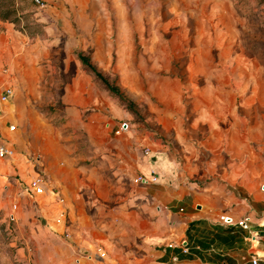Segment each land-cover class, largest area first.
<instances>
[{
	"label": "crops",
	"instance_id": "crops-1",
	"mask_svg": "<svg viewBox=\"0 0 264 264\" xmlns=\"http://www.w3.org/2000/svg\"><path fill=\"white\" fill-rule=\"evenodd\" d=\"M44 1L40 35L0 19V85L13 90L0 102V139L17 152L0 158V203L5 210L3 200L13 203L5 213L15 221L13 262L253 264L264 257V154L247 140L222 139L239 134L240 116L196 115L191 128L207 136L208 160L165 158L161 130L122 113L73 55L94 39L97 64L100 29L93 34L84 15L64 8L77 1ZM154 118L165 129L161 113ZM122 122L128 127L117 133ZM38 173L41 194L26 190ZM222 214L247 217L248 227L223 224Z\"/></svg>",
	"mask_w": 264,
	"mask_h": 264
},
{
	"label": "rangeland",
	"instance_id": "rangeland-1",
	"mask_svg": "<svg viewBox=\"0 0 264 264\" xmlns=\"http://www.w3.org/2000/svg\"><path fill=\"white\" fill-rule=\"evenodd\" d=\"M74 1L64 7L68 13L84 15L91 32L103 34L97 64L94 39L73 55L84 54L118 88L121 98L110 96L122 113L161 130L165 158L208 160L207 136L191 128L200 113L239 115V134L224 133L223 142L247 140L264 154V0ZM38 10L33 0H0V11L30 36L43 33ZM156 113L163 116V130L153 122ZM7 201L6 210L0 203V264H32L13 262L9 243L17 237L15 221L5 214L13 204Z\"/></svg>",
	"mask_w": 264,
	"mask_h": 264
},
{
	"label": "built area",
	"instance_id": "built-area-1",
	"mask_svg": "<svg viewBox=\"0 0 264 264\" xmlns=\"http://www.w3.org/2000/svg\"><path fill=\"white\" fill-rule=\"evenodd\" d=\"M33 2L35 3V5L39 8H44L45 7V1L44 0H33ZM13 94V90L10 86H1L0 85V102H6L10 99V97ZM128 127V123L127 122H122L118 128V130L116 131L117 133H119L121 130H124ZM10 130H14L15 126L14 125H10L9 126ZM16 150L10 145L8 144L6 141L0 139V158L1 159H11L16 155ZM144 155H148L149 154V150L148 149H144L143 151ZM144 178L142 176H138L136 180H143ZM43 178L41 174H37L30 182L27 183L26 185V190L29 192H33V193H43L44 192V187H43ZM9 218L11 220H14L13 215H10ZM220 221L223 224H229V223H235L238 224L244 228L248 227V218L247 217H243L239 220H235L231 215L229 214H222L220 216ZM68 233H64L62 238H68ZM253 264H258V262H262L264 264V257H257L254 256L251 259Z\"/></svg>",
	"mask_w": 264,
	"mask_h": 264
},
{
	"label": "trees",
	"instance_id": "trees-1",
	"mask_svg": "<svg viewBox=\"0 0 264 264\" xmlns=\"http://www.w3.org/2000/svg\"><path fill=\"white\" fill-rule=\"evenodd\" d=\"M8 13H3L0 11V19L2 20H8ZM12 22V21H11ZM20 31H23L20 28H16ZM77 57L80 60V62L82 63L83 67L89 71L90 73H92L94 75V77L100 81V83L102 84V86L107 89L112 95L117 96L119 98H121V94L119 93V90L117 87L113 86L112 84H110L108 82V80L103 76V74L89 61V59L82 54L81 52L77 53Z\"/></svg>",
	"mask_w": 264,
	"mask_h": 264
},
{
	"label": "water",
	"instance_id": "water-1",
	"mask_svg": "<svg viewBox=\"0 0 264 264\" xmlns=\"http://www.w3.org/2000/svg\"><path fill=\"white\" fill-rule=\"evenodd\" d=\"M80 253H82V254H87L88 253V251L86 250V249H80Z\"/></svg>",
	"mask_w": 264,
	"mask_h": 264
}]
</instances>
